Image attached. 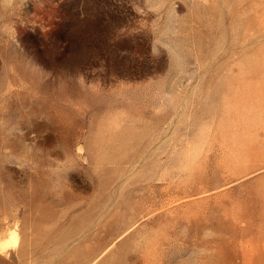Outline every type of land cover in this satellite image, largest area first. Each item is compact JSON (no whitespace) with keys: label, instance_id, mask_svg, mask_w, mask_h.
Wrapping results in <instances>:
<instances>
[{"label":"rangeland","instance_id":"obj_1","mask_svg":"<svg viewBox=\"0 0 264 264\" xmlns=\"http://www.w3.org/2000/svg\"><path fill=\"white\" fill-rule=\"evenodd\" d=\"M0 241L264 264V0H0Z\"/></svg>","mask_w":264,"mask_h":264},{"label":"bare ground","instance_id":"obj_2","mask_svg":"<svg viewBox=\"0 0 264 264\" xmlns=\"http://www.w3.org/2000/svg\"><path fill=\"white\" fill-rule=\"evenodd\" d=\"M13 232H14V231H13ZM14 233H15V232H14ZM14 233H13V234H14ZM16 238H17L16 235H12V236L8 239V244H9V242H11V241H14V242H15ZM17 240H18V239H17ZM11 243H12L13 245H15L13 242H11ZM11 243H10V246L12 245Z\"/></svg>","mask_w":264,"mask_h":264},{"label":"clouds","instance_id":"obj_3","mask_svg":"<svg viewBox=\"0 0 264 264\" xmlns=\"http://www.w3.org/2000/svg\"><path fill=\"white\" fill-rule=\"evenodd\" d=\"M0 246H2V241H0Z\"/></svg>","mask_w":264,"mask_h":264}]
</instances>
